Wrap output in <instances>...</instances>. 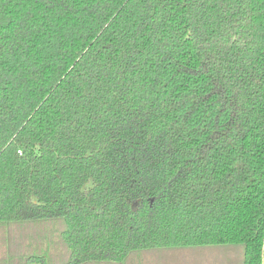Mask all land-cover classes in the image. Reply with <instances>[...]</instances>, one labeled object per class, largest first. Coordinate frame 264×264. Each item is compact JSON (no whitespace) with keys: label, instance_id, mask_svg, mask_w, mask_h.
<instances>
[{"label":"trees","instance_id":"obj_1","mask_svg":"<svg viewBox=\"0 0 264 264\" xmlns=\"http://www.w3.org/2000/svg\"><path fill=\"white\" fill-rule=\"evenodd\" d=\"M55 219L60 264H264V0H0V224Z\"/></svg>","mask_w":264,"mask_h":264},{"label":"rangeland","instance_id":"obj_2","mask_svg":"<svg viewBox=\"0 0 264 264\" xmlns=\"http://www.w3.org/2000/svg\"><path fill=\"white\" fill-rule=\"evenodd\" d=\"M60 219L0 224V264H38L30 256H45L47 264L66 261L68 251L59 238ZM243 246L237 244L150 248L132 251L122 262L86 264H242Z\"/></svg>","mask_w":264,"mask_h":264},{"label":"crops","instance_id":"obj_3","mask_svg":"<svg viewBox=\"0 0 264 264\" xmlns=\"http://www.w3.org/2000/svg\"><path fill=\"white\" fill-rule=\"evenodd\" d=\"M127 258H128V257H127ZM127 258H126V259H127Z\"/></svg>","mask_w":264,"mask_h":264}]
</instances>
